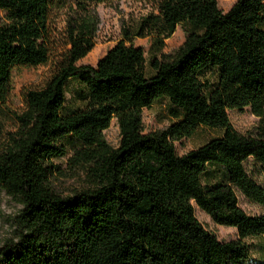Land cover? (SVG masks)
<instances>
[{"label": "trees", "instance_id": "trees-1", "mask_svg": "<svg viewBox=\"0 0 264 264\" xmlns=\"http://www.w3.org/2000/svg\"><path fill=\"white\" fill-rule=\"evenodd\" d=\"M107 1L0 0V191L21 205L0 264H264V186L244 167L252 159L264 173V0H235L226 12L217 0H146L151 11L124 25L95 66L78 65L95 45L90 5ZM56 5L66 8L61 32L50 23ZM178 26L183 42L163 52ZM144 37L148 63L134 45ZM52 60L4 130L11 71ZM70 79L81 105L64 111ZM161 101L173 121L145 132L142 109ZM243 108L258 118L254 136L229 121ZM112 120L116 147L104 136ZM199 127L222 134L177 154L173 142ZM70 147L63 172L52 160ZM57 175L78 182L69 195ZM238 193L263 212L248 215ZM194 206L238 238L219 241Z\"/></svg>", "mask_w": 264, "mask_h": 264}, {"label": "rangeland", "instance_id": "rangeland-1", "mask_svg": "<svg viewBox=\"0 0 264 264\" xmlns=\"http://www.w3.org/2000/svg\"><path fill=\"white\" fill-rule=\"evenodd\" d=\"M67 2V1H66ZM235 0H217L219 8L226 12L234 4ZM90 8L98 15V29L95 36V45L93 49L86 54V56L78 62V65L95 66L98 59L121 38V29L124 25L138 20L144 14L151 11L152 7L146 0H110L104 3L91 4ZM66 8L62 6H54L50 15V23L53 25L56 32L63 31L65 24ZM4 19V13L0 11V23ZM184 40L181 28L178 26L175 32L169 39L165 40L163 52L170 53ZM151 39L144 37L136 38L134 45L142 48L146 54V61H149V53H147L150 46ZM60 49L57 47L56 50ZM54 58V57H53ZM12 91L3 107L5 113L3 127L4 130L11 129L15 126L12 113H20L25 107L24 92L30 89H38L42 87L53 73V60L51 63L44 66H37L34 68L22 67L13 69L11 71ZM65 105L64 111L79 107L81 101L79 95L83 92L82 86L74 79L68 80L66 83ZM167 105L165 101L156 102L146 109H142V121L145 132L162 131L173 120L167 113ZM228 117L232 128L239 134L246 136H254L257 129L258 118L253 115L249 108L238 110H229ZM222 132L217 129L199 127L189 138H182L173 142L177 154H183L193 148L206 142L209 138L221 135ZM104 136L107 143L116 147L120 139V133L115 120H112L109 127L104 130ZM71 154V147L65 156L57 157L52 160L59 170L63 172L68 171L67 158ZM245 171L250 177L259 185L264 186V173L261 170L260 164L257 161L248 159L244 163ZM55 187L65 195H69V190L76 187L78 182L74 179L60 177L57 175ZM237 201L248 215L256 216L263 212L260 205L254 204L241 193L237 194ZM21 205L13 198L5 195L0 191V246L10 239L15 229L13 224L14 216L20 211ZM194 215L202 226L210 233L217 236L221 242L235 240L238 238L237 231L233 227H223L217 225L205 213H203L197 206H194ZM250 244L252 255L257 253L253 249L255 241L246 239Z\"/></svg>", "mask_w": 264, "mask_h": 264}]
</instances>
